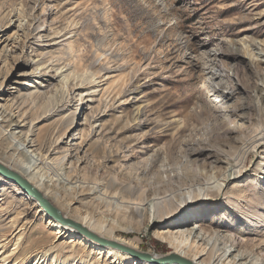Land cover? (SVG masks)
Returning a JSON list of instances; mask_svg holds the SVG:
<instances>
[{
  "label": "rangeland",
  "instance_id": "374dc122",
  "mask_svg": "<svg viewBox=\"0 0 264 264\" xmlns=\"http://www.w3.org/2000/svg\"><path fill=\"white\" fill-rule=\"evenodd\" d=\"M258 126L264 0H0V152L3 129L28 135L48 161L67 155L40 191L80 223L96 210L91 186L124 192L131 208L106 238L132 240L149 258L120 251L132 258L123 264H160L152 254L177 249L159 234L178 228L233 235V254L264 261V142L219 195L161 220L134 208L138 190L150 199L153 188L224 173L227 153ZM75 176L85 182L79 198L64 186ZM0 177V264H34L40 255L42 264H109L86 238L57 235L39 202Z\"/></svg>",
  "mask_w": 264,
  "mask_h": 264
},
{
  "label": "bare ground",
  "instance_id": "6f19581e",
  "mask_svg": "<svg viewBox=\"0 0 264 264\" xmlns=\"http://www.w3.org/2000/svg\"><path fill=\"white\" fill-rule=\"evenodd\" d=\"M18 28H23L21 21ZM223 88L224 84H221V88L216 90V92H221ZM222 96L227 99L230 97L228 94H222ZM223 121L227 123L226 117H223ZM2 134L3 138L1 143H4L6 148L4 151L0 152V163L10 170L26 176L39 191H47L49 187V184L47 183H54L52 182L53 176L51 177V175H59V169L63 167L66 160L69 159L67 155L62 156L57 161H48L36 151L31 150L34 144L31 139H28V135L24 140H20L18 139V136H15L14 132H8L6 134V130L2 129ZM263 142L264 127L258 126L251 132H248L246 136L241 139V146L235 151V153H227L229 156L228 162H226V171H224V173H220V175L212 173L209 179L205 178L191 183L188 182V185L183 187L177 184L176 188H174L169 184H166L162 187L153 188L151 193L154 194V196L150 199L141 198V195L148 191L138 190L136 198L138 202H135V210L140 214L147 212L149 215V221L161 220L168 215L181 210L183 207L187 206L188 203L197 200L202 196L219 195L223 191L226 181L230 179V177L238 176L243 172L246 167L248 154L257 149V147ZM216 159L217 160L215 161H222L221 158ZM177 178L180 177L177 176ZM171 179L175 180L174 178ZM64 182H66L64 183V186L67 194H77L76 190L78 188V190H81L80 187H85V182L81 181L76 176L69 177ZM115 188L114 184H112L110 191L104 189L103 186L99 184H94L89 188V192L92 195L90 202L95 205L96 210H94V212H88V210H85L81 215V224L99 238H104L108 242H115L121 246L134 250V248L128 246L133 243L132 240L124 238L116 239L117 236L114 238L118 241L106 238H110V236L113 237L114 227H120V224L118 223L119 218L120 220H125L126 214L130 210L129 208H131V204L128 202L126 194L120 190H115ZM161 190H163L162 193H165L162 197H160ZM80 192H82V190ZM79 193L75 198L79 196ZM177 194L180 195V198L177 200L176 206L173 209H165L166 204L176 201ZM43 195L46 197V193H43ZM62 206L64 207L66 205L63 204ZM255 206L256 205H253V207ZM42 208L41 205V209ZM97 210L98 214L95 213ZM42 211L46 213L49 222L48 225L55 227L57 235L63 234L71 236L72 239L73 236L86 238V243H90L89 245L93 247L94 250H97L99 255H102V257L105 256V260L109 264H123L132 259L120 253L121 251L131 255L127 251L112 246L108 242H101L98 238L88 236L68 225H64L44 208ZM107 216H109V218ZM159 236L177 249V252H174L175 254L184 258L187 257L186 259L191 258V260H188L192 264H264V261L256 258L250 252L242 251L241 249L233 254V251L237 248V241L233 235H230L226 239H221L218 237V234H206L205 232L203 233L202 230L199 231V228H196V230L178 228V230L174 232L161 233ZM221 244L222 246H220ZM181 249L186 250L184 251ZM152 255L153 260L157 262V255ZM43 256L44 255H40L39 259H36L34 264H42L45 260L42 259Z\"/></svg>",
  "mask_w": 264,
  "mask_h": 264
},
{
  "label": "water",
  "instance_id": "95a60500",
  "mask_svg": "<svg viewBox=\"0 0 264 264\" xmlns=\"http://www.w3.org/2000/svg\"><path fill=\"white\" fill-rule=\"evenodd\" d=\"M0 173L7 179H10L14 182H16L26 193L34 197L40 205L44 209H46L50 214L54 215L60 222H62L64 225H68L69 227H72L81 233H84L88 236H92L95 238H98L101 242L107 243L108 241L104 238L97 237L92 231H90L88 228H86L84 225H82L80 222L69 218L68 216L64 215L47 197L43 195L42 192H40L32 183L27 181L24 177L19 175L18 173L10 170L9 168L5 167L3 164L0 163ZM112 246H116L121 250L127 251L130 254H136V252L133 249H130L125 246H121L118 243L115 242H108ZM136 255H140L144 258H149V256H146L142 253H138ZM160 264H192L188 259L181 257L180 255H177L175 253H170L166 256H163L161 258H158L157 260Z\"/></svg>",
  "mask_w": 264,
  "mask_h": 264
}]
</instances>
